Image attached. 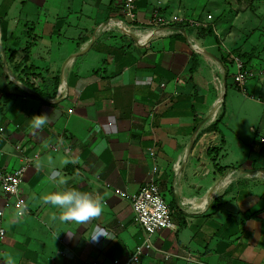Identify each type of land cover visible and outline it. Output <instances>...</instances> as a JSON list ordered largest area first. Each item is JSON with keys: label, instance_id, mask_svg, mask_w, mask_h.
Segmentation results:
<instances>
[{"label": "crops", "instance_id": "obj_1", "mask_svg": "<svg viewBox=\"0 0 264 264\" xmlns=\"http://www.w3.org/2000/svg\"><path fill=\"white\" fill-rule=\"evenodd\" d=\"M188 2L136 0L130 24L119 0H0V170L28 164L25 208L13 205L0 218V264L9 256L15 264H127L143 233L120 192L150 181L171 195L176 229L158 230L139 264H264V124L245 153L236 133L239 158L224 129L227 84L234 83L225 56L256 59L244 54L233 21L195 18ZM155 14L164 25L153 23ZM222 113L223 146L208 132ZM41 114L48 123L34 130L31 117ZM209 147L220 148L214 157L222 174ZM64 188L99 195L102 215L84 225L62 222L43 197ZM99 231L112 239H89Z\"/></svg>", "mask_w": 264, "mask_h": 264}, {"label": "rangeland", "instance_id": "obj_2", "mask_svg": "<svg viewBox=\"0 0 264 264\" xmlns=\"http://www.w3.org/2000/svg\"><path fill=\"white\" fill-rule=\"evenodd\" d=\"M184 1L186 2V0H181L182 3ZM189 1L190 2L187 4L188 11L192 10L194 13L197 12V16H194L195 18L199 17V13H202L205 16L207 15V19L208 15H211L213 20L222 15V18H219L218 20H223V25L227 27H229L233 21V24L239 29L236 30L235 37L239 38L244 35V54L248 53L252 56V59H256V61L252 63L248 62L245 64L239 51L235 52L236 54L234 53L243 61V68L247 71L248 78L246 82L248 85L245 83V89H247L248 94L243 93L246 91H244V89H239L234 83H231V80L228 78L229 83L227 84V95L225 96L226 126L224 129L227 132V137L230 141V153L232 158H239L242 154L248 152L247 145L249 140H251L257 132H261V129L258 128V124L260 126L264 124V106L263 104L255 102V100H264V93L259 92V89H262V83L264 82V0ZM182 6L186 7V5L183 4ZM234 14L240 15L239 20H234ZM225 57L229 59L227 56ZM229 62L230 73L232 75L236 72V67L232 65L230 60ZM255 84L258 87L257 90H254ZM221 88H223V84L220 86V89ZM237 132L242 135V144L246 148V150H242V152H244L242 154H240L239 149H237L238 152H236L233 147L236 145L235 136L237 135ZM252 157H254V154H251L249 157L250 160ZM258 174H261V172H258ZM164 198L168 202L172 201L169 193H166Z\"/></svg>", "mask_w": 264, "mask_h": 264}, {"label": "built area", "instance_id": "obj_3", "mask_svg": "<svg viewBox=\"0 0 264 264\" xmlns=\"http://www.w3.org/2000/svg\"><path fill=\"white\" fill-rule=\"evenodd\" d=\"M119 2L129 23L134 24L136 22V0H119ZM208 18L210 19L211 15H208ZM153 23L164 25L162 17L157 14L154 15ZM228 58L236 67V72L233 74L235 85L239 89H245L248 75L243 68V61L239 56L230 52L228 53ZM27 161L30 162V159H27ZM27 165L18 167L10 172L0 170V189L4 196L3 208L0 209V218L4 216V210L9 209L13 205L25 208V202L20 195V185ZM120 196L130 202L134 218L143 233L127 263L139 264L144 251L154 248L152 236L160 229L168 228L174 230L176 225L172 218L170 206L154 181L146 183L133 193L120 192ZM3 234L4 229L1 227L0 238Z\"/></svg>", "mask_w": 264, "mask_h": 264}, {"label": "clouds", "instance_id": "obj_4", "mask_svg": "<svg viewBox=\"0 0 264 264\" xmlns=\"http://www.w3.org/2000/svg\"><path fill=\"white\" fill-rule=\"evenodd\" d=\"M48 123V116L34 115L31 117V127L34 130L42 129ZM72 163L77 161L73 160ZM67 163V162H66ZM64 184V181L60 182ZM44 204H50L59 209V219L62 222L74 221L77 224L84 225L93 219L99 218L103 211L102 198L99 195L94 196L88 192H81L76 189H67L52 192L43 197ZM56 217L54 216L53 219ZM100 236L112 239L104 231L94 232L90 240L98 242ZM6 264H15L14 260L9 256Z\"/></svg>", "mask_w": 264, "mask_h": 264}, {"label": "trees", "instance_id": "obj_5", "mask_svg": "<svg viewBox=\"0 0 264 264\" xmlns=\"http://www.w3.org/2000/svg\"><path fill=\"white\" fill-rule=\"evenodd\" d=\"M211 31V30H210ZM7 59H8V61H10V62H13V60H14V53L13 54H10L8 57H7ZM221 60H222V62L224 63V65H225V67L227 68V66H228V63L226 64V62H227V59L226 58H223V57H221ZM21 80V82L27 87V88H29L30 90H33V91H35V92H38V93H40L42 96H44L43 95V93L37 88V87H35L34 86V84H32L31 82H29V80L28 79H20ZM222 119H223V113L218 117V119L208 128V132H214V133H217V134H219L220 135V145L221 146H223L224 145V143H225V139H224V136H223V134L221 133V130L218 128V125L222 122ZM220 153V148L218 147H209L208 149H207V154H208V156L213 160L212 162H213V166H214V168H216L217 170V172L219 173V174H222L225 170H226V168H219L218 166H217V164L215 163V157L214 156H217L218 154ZM219 209V206H218V203H217V201H216V199L214 200V205H213V207H212V210H213V212H216L217 210Z\"/></svg>", "mask_w": 264, "mask_h": 264}, {"label": "bare ground", "instance_id": "obj_6", "mask_svg": "<svg viewBox=\"0 0 264 264\" xmlns=\"http://www.w3.org/2000/svg\"><path fill=\"white\" fill-rule=\"evenodd\" d=\"M115 25V24H114ZM118 26L121 27V29L123 31H125L126 33L128 34H133V35H137L136 32L132 31L131 29H129L127 26H125L124 24L120 25L118 23ZM110 27V26H109ZM155 31V30H154ZM164 32V31H163ZM152 34V31L151 32H147L143 35H140V36H137L138 40L139 41H143L145 40L146 38H148L150 35ZM139 35V34H138ZM200 52H205V50H203L202 48L200 47H196ZM221 68V67H220ZM219 81V80H217ZM222 88L220 89V94H219V97H218V103H220L221 101V95H222ZM213 104V103H212ZM216 109V108H215ZM214 117V116H213ZM262 174V173H261ZM232 177V173L230 172L229 174H227L224 178H222L218 183H215V185L209 190V194L214 192V191H217L219 188L225 186L231 179ZM206 198L207 196L205 195L204 197H202L201 199V205H204V203L206 202Z\"/></svg>", "mask_w": 264, "mask_h": 264}, {"label": "water", "instance_id": "obj_7", "mask_svg": "<svg viewBox=\"0 0 264 264\" xmlns=\"http://www.w3.org/2000/svg\"><path fill=\"white\" fill-rule=\"evenodd\" d=\"M37 96H40L39 94H37V93H35ZM222 98H223V94H222V96H221V101H222Z\"/></svg>", "mask_w": 264, "mask_h": 264}]
</instances>
